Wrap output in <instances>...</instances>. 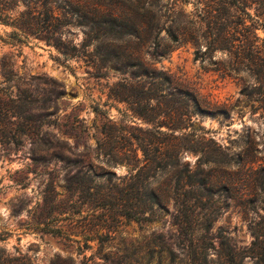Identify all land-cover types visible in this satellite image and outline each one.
<instances>
[{"label":"rangeland","instance_id":"rangeland-1","mask_svg":"<svg viewBox=\"0 0 264 264\" xmlns=\"http://www.w3.org/2000/svg\"><path fill=\"white\" fill-rule=\"evenodd\" d=\"M201 1L72 0L65 12L56 0V31L0 23V264H264V110L258 93H239L259 77L245 63L225 71ZM239 1L258 24L233 7L231 35L255 34L264 51V8ZM25 9L18 0L13 15ZM114 16L142 26L139 37L111 40ZM137 55L151 71L142 80L167 93L160 71L227 113L159 98V119L183 103V128L157 133L137 114L146 100L110 94L136 92Z\"/></svg>","mask_w":264,"mask_h":264},{"label":"trees","instance_id":"trees-1","mask_svg":"<svg viewBox=\"0 0 264 264\" xmlns=\"http://www.w3.org/2000/svg\"><path fill=\"white\" fill-rule=\"evenodd\" d=\"M26 6L24 11H20L17 15H13L14 8L17 6L18 0H0V23L12 26L17 28L24 36H28L29 34H33L34 30H43V31H56L54 24L55 20H59L58 16L54 14V9L59 6H54L53 2L56 0H22ZM144 1L140 2L141 7H143ZM259 6L264 8V0L256 1ZM245 1L239 0H202L200 2V6L197 16H200L202 19L206 20V25L210 30L214 31V38L209 42L212 49L214 51H221L228 55V64L225 68V71L231 73H237L240 70L241 66L244 63L247 68L254 70L255 73L258 74V80L251 85V89H248L247 83L241 84V89L239 93L242 95H246L248 97H252L253 93H258L259 98L255 100L258 101V107L264 110V51L255 43L257 36H254V40L241 43H235V38L233 39L231 35V30L234 29L237 25L235 20H232V17L236 15L235 8L241 10L250 18L251 24L248 28H254V24H258V21L250 16L247 12H245L246 7ZM238 4V5H237ZM72 5V0H63V6H60L65 12H68ZM235 7V8H233ZM261 17H264V11L261 13ZM114 21H119L118 28H113V33L111 36V40L122 39L123 37H139L140 30H142V26L139 24L135 25L124 24L122 23V19L118 17H113ZM264 20V18H263ZM264 27V23L262 24ZM185 32L183 31V34ZM186 35V34H184ZM189 39L194 45V58L198 59L201 57L203 53L199 52L200 41L193 34L188 33ZM96 39V38H95ZM95 39H91L89 43L94 42ZM99 44L95 45L94 51H98ZM88 43L83 44L82 48L87 49ZM74 50H76L75 46H72ZM87 52V50H84ZM167 53L165 50H161L158 52L159 55L164 56ZM77 55V54H75ZM244 64V65H245ZM132 65L135 70H132V74L134 76H138L139 79L136 80L135 88L136 92L131 91V85L122 84V89L116 88V85L110 88V94L113 97H117L121 100L125 99H136L133 102L137 103L141 100H146V106L148 110H146L149 114H141L137 112L139 116H141L144 120L153 122V127L157 133H163L170 138H176L174 136L175 131L181 130L183 128V103L178 104H170L166 106V112H164L163 119H159L161 116L160 113H163L161 108L163 102L159 98H169V100H174L175 97H180L183 102V95L186 100L193 101V110H190L189 113H194L195 111L198 113H209L215 114L217 112L227 113L226 108H214L211 109L207 106H202L198 98L193 94V92L187 88L183 89V87L176 86L172 77L167 76L160 71H155L156 74H162L164 79L169 84L168 92L163 93V90H159V82H156L154 78L151 80L145 81L142 80L143 77H148V73L151 71L147 68L144 63V60L141 56L134 57ZM160 91V93H158ZM154 102V104H152ZM137 103V104H139ZM147 115V116H146ZM165 126L166 130H159L158 127ZM188 149V148H187ZM189 151H195L190 150ZM202 151V150H200ZM146 153V150L143 149V154ZM177 157V154L175 155ZM127 217H131L135 220H142L138 216L131 214V212H125Z\"/></svg>","mask_w":264,"mask_h":264}]
</instances>
